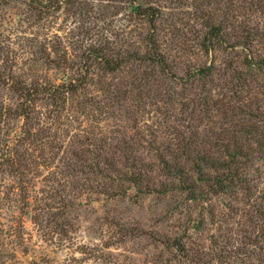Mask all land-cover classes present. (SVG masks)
I'll return each instance as SVG.
<instances>
[{"label":"rangeland","instance_id":"obj_1","mask_svg":"<svg viewBox=\"0 0 264 264\" xmlns=\"http://www.w3.org/2000/svg\"><path fill=\"white\" fill-rule=\"evenodd\" d=\"M0 264H264V0H0Z\"/></svg>","mask_w":264,"mask_h":264},{"label":"trees","instance_id":"obj_2","mask_svg":"<svg viewBox=\"0 0 264 264\" xmlns=\"http://www.w3.org/2000/svg\"><path fill=\"white\" fill-rule=\"evenodd\" d=\"M205 69H208L207 66L203 68V71H205ZM37 90L33 89V90H26L25 91V96L26 97V100H29L32 101L33 100V97L35 96L36 97V94H37ZM35 99V98H34ZM29 105H25V107L23 108L24 110H22L21 112V115H22V118H23V132L27 135H29V131L27 129V124H28V119L30 118L29 116ZM237 146V145H234V147ZM230 158H233L234 156L232 155H229ZM190 158V161H191V165L190 167H186L184 166L183 164L182 165H178V167L176 166L175 168V173L179 174V175H185L186 171L187 170H191V171H196L197 173H200L202 171V168H214L213 163H216L217 161L215 160H212V158L207 154H203V155H197L196 158H194V160H192V158L190 156H187ZM188 159V158H187ZM226 161V164H227V160H224ZM166 163V161H164ZM229 167V165H227ZM189 178V180L192 182L193 181V178L192 177H187ZM198 179H203V177L201 176H198ZM192 186V184H190Z\"/></svg>","mask_w":264,"mask_h":264}]
</instances>
